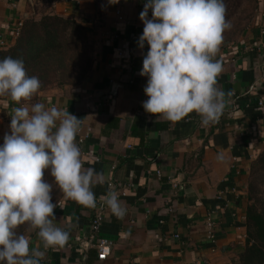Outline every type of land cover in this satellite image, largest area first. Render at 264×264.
Returning a JSON list of instances; mask_svg holds the SVG:
<instances>
[{
  "label": "crops",
  "instance_id": "0c3cea01",
  "mask_svg": "<svg viewBox=\"0 0 264 264\" xmlns=\"http://www.w3.org/2000/svg\"><path fill=\"white\" fill-rule=\"evenodd\" d=\"M146 2L0 0V48L13 44L19 20L58 15L82 24L92 49L91 69L79 84L50 86L20 104L0 96V145L10 133L13 108H67L83 130L90 129L80 149L84 168L102 174L92 189L96 200L115 190L127 210L122 219L104 211L97 238L110 242V254L101 264L229 263L245 243L248 177L264 149V106H257L264 96V0H252L251 20L214 57L222 65L217 86L225 93V108L209 125L195 112L173 122L143 109L147 77L139 72L148 45L141 49L137 42ZM53 203L54 224L70 233L68 242L45 249L31 226L30 249L45 252L40 264H93L92 208L62 191ZM209 214L213 242L205 229Z\"/></svg>",
  "mask_w": 264,
  "mask_h": 264
},
{
  "label": "clouds",
  "instance_id": "9594fccd",
  "mask_svg": "<svg viewBox=\"0 0 264 264\" xmlns=\"http://www.w3.org/2000/svg\"><path fill=\"white\" fill-rule=\"evenodd\" d=\"M226 10L224 0H147L139 14L144 27L137 42L141 49L148 45L139 72L147 77L145 112L173 122L195 112L203 125L218 122L225 93L217 86L222 65L214 57L231 28ZM41 86L39 77L27 74L22 59L0 60V96L20 104ZM80 126L67 108L43 103L13 108L10 133L0 145V264H40L44 258V251L30 249L29 238L15 231L25 223L38 229L45 249L68 242L70 233L54 224L53 185L45 171L67 199L96 207L92 189L102 174L82 164L76 143ZM103 201L117 218L126 215L115 190Z\"/></svg>",
  "mask_w": 264,
  "mask_h": 264
},
{
  "label": "trees",
  "instance_id": "16d2710c",
  "mask_svg": "<svg viewBox=\"0 0 264 264\" xmlns=\"http://www.w3.org/2000/svg\"><path fill=\"white\" fill-rule=\"evenodd\" d=\"M91 45L86 28L73 19L44 15L23 21L12 45L0 48L5 57L22 59L29 76L42 82L40 90L50 86L75 85L82 82L92 66ZM39 90V91H40ZM45 179L53 185L52 200L60 189L45 171ZM264 149L251 165L247 182L248 205L245 212L246 239L238 257L224 264H264ZM30 223L15 231L26 236Z\"/></svg>",
  "mask_w": 264,
  "mask_h": 264
},
{
  "label": "built area",
  "instance_id": "2783aa9c",
  "mask_svg": "<svg viewBox=\"0 0 264 264\" xmlns=\"http://www.w3.org/2000/svg\"><path fill=\"white\" fill-rule=\"evenodd\" d=\"M118 18L122 20V16L119 15V12H117ZM24 20H19L15 24V31L14 36H17L20 32V29L22 27ZM5 46V42L2 37H0V47ZM257 106L263 107L264 106V96L257 99ZM90 129L85 128L83 130L82 124L80 126L79 132L77 134L76 143L80 147L82 142L89 136ZM111 185V183H109ZM121 194L123 195L124 192L121 191ZM108 208V206L104 203L103 199H97L96 207L92 208V218H91V232L89 235V242H93L95 245L97 252H96V260L93 264H101L104 262L108 255L110 254V242L105 238H97V234L100 231V227L103 221L104 217V211ZM214 220L212 219L211 215L209 214L205 219V229H206V235L208 239H210L212 242L214 241ZM175 237H179L178 234L174 235ZM86 264V263H83ZM186 264V263H181Z\"/></svg>",
  "mask_w": 264,
  "mask_h": 264
},
{
  "label": "rangeland",
  "instance_id": "374dc122",
  "mask_svg": "<svg viewBox=\"0 0 264 264\" xmlns=\"http://www.w3.org/2000/svg\"><path fill=\"white\" fill-rule=\"evenodd\" d=\"M251 2L252 0H224L227 8L225 18L227 21H230L231 28L223 33L222 44L231 40H235L241 34L243 30L242 28H244L241 25L247 24L248 21L251 20ZM262 193L264 194V188Z\"/></svg>",
  "mask_w": 264,
  "mask_h": 264
}]
</instances>
